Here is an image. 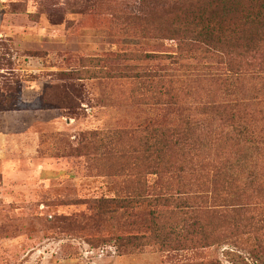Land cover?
I'll use <instances>...</instances> for the list:
<instances>
[{
    "label": "rangeland",
    "instance_id": "rangeland-1",
    "mask_svg": "<svg viewBox=\"0 0 264 264\" xmlns=\"http://www.w3.org/2000/svg\"><path fill=\"white\" fill-rule=\"evenodd\" d=\"M137 6L138 0H0V93L4 87V94L9 92L2 95L8 96L6 107L17 100L23 104L0 111V264H236L240 257L249 258L244 252L228 256L225 246L198 252L118 250L115 236L146 232L139 225L146 213L114 222L97 217L84 203L114 195V180L97 170L92 135L156 122L174 126L196 114L190 99L181 98L183 111L178 104H133L129 82L80 78L85 70L80 60L155 54L152 61L112 60L108 65L141 66L174 79L181 64L197 67L188 71L195 73L189 78L197 84L198 99L223 100L221 92L205 93L215 89L209 73H222L216 60L170 65L164 55L175 53L174 43L126 27ZM249 78L235 83L241 92L236 98L258 103L249 108L264 125V77ZM208 118L203 123L211 122ZM244 153L235 165L262 168L254 148ZM148 180L152 183L155 176ZM246 262L253 264L250 258Z\"/></svg>",
    "mask_w": 264,
    "mask_h": 264
},
{
    "label": "trees",
    "instance_id": "trees-1",
    "mask_svg": "<svg viewBox=\"0 0 264 264\" xmlns=\"http://www.w3.org/2000/svg\"><path fill=\"white\" fill-rule=\"evenodd\" d=\"M137 8L126 27L174 43L175 53L164 55L170 65L194 58L219 63L222 73H209L215 89L205 93L221 92L223 100L198 99L197 84L189 78L195 73L188 71L197 67L181 64V74L174 79L141 66L108 65L112 60L152 61L155 54L80 60L85 68L80 78L129 82L133 104H178L183 111L181 98L190 99L196 114V119L183 117L174 126L156 122L92 135L97 170L114 180V195L84 203H90L97 217L114 222L146 213L139 223L146 232L115 236L118 250L198 252L225 246L230 247L228 256L244 252L253 264H264V125L249 108L258 103L236 98L241 92L235 85L247 77H264V0H138ZM6 90L0 93V111H15L23 104L17 100L6 107ZM207 117L211 122L203 123ZM226 148L237 155L223 153ZM245 148H254L261 157V169L248 171V165L234 164L244 157ZM149 176H155L152 183ZM248 259L240 257L236 264H249Z\"/></svg>",
    "mask_w": 264,
    "mask_h": 264
}]
</instances>
